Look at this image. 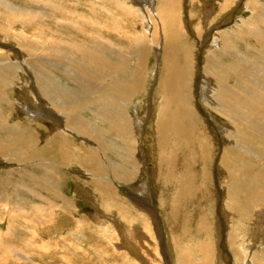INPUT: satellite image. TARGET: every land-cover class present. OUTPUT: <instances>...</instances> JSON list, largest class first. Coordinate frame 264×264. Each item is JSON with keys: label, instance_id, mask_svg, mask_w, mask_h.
Segmentation results:
<instances>
[{"label": "bare ground", "instance_id": "bare-ground-1", "mask_svg": "<svg viewBox=\"0 0 264 264\" xmlns=\"http://www.w3.org/2000/svg\"><path fill=\"white\" fill-rule=\"evenodd\" d=\"M101 1L97 0V4L94 5L98 10ZM249 1L254 6V20L258 26L240 27L241 31L239 30L235 40L227 37L220 42L222 48L209 50L205 59L204 84L213 83L214 90H206L204 94L206 106L194 108L193 48L186 41L176 51L171 50L167 54L176 37L177 30L172 25L176 23L173 19L177 20V18L169 15L164 3L157 10V17L162 23L165 49H156L160 60L166 57L164 76L156 78L157 81L150 79L138 81L136 84L132 81L127 86L126 75L140 76L136 66L142 61L143 56L137 53L144 51L145 56H151L145 49L148 45L146 33L140 35L128 31L127 36H120L119 31L122 26L116 19L113 28L106 25L101 27L102 33L96 35L95 45L78 43L74 41L72 34L63 32L61 28L78 30L82 25L88 24L89 19L74 10H67L63 3L51 0L44 3L38 1L37 9L42 11H35L36 9L20 5L15 0H0L1 39L16 44L26 55V63L36 75V85L51 105L49 109L51 114L45 115L39 112L40 104L26 107L18 102V98L15 99L14 87L21 82L17 72L20 73L21 70L19 66L11 64L15 61L7 53L2 52L4 48H1L0 57H9L11 61L0 59V161L10 164L9 168L0 169V225H4L5 228L9 225L11 228L0 231V252L3 251L6 254V260L0 264H22L20 258L31 264H54L56 261H64V263L60 262L61 264H82L69 259L66 255H61L63 253L56 258V252L51 249H48L46 254L30 251L24 239H21L23 236L32 234L36 238L40 237L44 235L48 227L52 232L56 228L58 231L61 228H68L74 216L76 219L74 233L79 235L83 227L88 225L86 221L89 220L88 213L83 211L86 206H82L84 204H81V201L91 206L93 211H99L97 216L95 214L92 216V220L98 222L109 219L115 223L118 234L127 231L136 234L148 251L153 246L156 250L154 258L161 264L158 240L153 228L151 229V221L132 210L126 200V205L121 210L133 220V223L129 224L125 215L114 209V207L118 208L122 201L116 199L112 193L114 183V186L118 184L121 188L127 187L125 191L128 195L138 194L151 200L155 198L151 188L153 187L152 177L148 178L151 170L147 166L150 155H147V151L150 147H152L150 151H153L157 167V172L154 171L153 174L166 184L164 189L171 205L170 208L168 207L166 221L169 223L167 227L172 244L178 241L182 233H180L181 223L185 220V214L180 205L191 196L195 189L200 188L195 180L201 177L195 174V178H192L184 174L182 169L174 171L173 164L167 160V157L178 156L177 148L188 155H195L194 163L201 169L198 173L200 175L214 174L213 165L215 161L218 162L220 177L225 178L223 185L227 191L228 210L232 214L237 212V215L243 218L244 224L246 222L253 224L255 217L263 222L264 2L263 0ZM122 10L128 14L125 15V20L140 18L137 10L130 6H123ZM46 11L47 13L60 12L64 16L60 19L61 17L52 15L54 19L50 21L52 24L47 21ZM146 16L154 28L152 38L157 42L156 31L159 32V28L153 24L148 13ZM67 18H70V21ZM15 26L18 27L17 31L12 30ZM119 37L121 40H118ZM90 39L92 37L87 38V40ZM120 42L124 44L118 45ZM242 45L246 46L245 52ZM133 46H136L137 53H133ZM70 50L78 54L74 56ZM163 51L166 55L164 53L160 55ZM9 52L12 57L16 54L15 50ZM133 57H136V61ZM131 61L132 65L129 67ZM163 67L161 64V68ZM30 74L28 73L29 77L33 76ZM160 74L162 72L159 70ZM146 82H150V85ZM153 82L154 84L157 82L155 91L158 90L165 96L156 101L159 107L153 113L151 120L154 137L149 140L150 138L147 139L145 136L147 127L143 126L145 119L139 118L132 110L134 102L114 94L127 88L128 95L133 98L140 94L141 98L156 100L158 97L151 96L153 92L150 91ZM203 91L205 92V89ZM90 98H95V101H91ZM151 105L150 103L147 105L149 113ZM84 112L91 113L92 116L87 118ZM19 120L23 122V125ZM136 135L140 138L139 140L135 139ZM221 142L226 143L224 148L221 147ZM141 143H143L142 148L147 159L144 154L138 158ZM195 146L199 147L200 152L187 151ZM158 147H164L167 151ZM180 147L183 148L180 149ZM156 153L160 154L161 158L157 159ZM179 154L182 155V153ZM112 155H117V158L112 159ZM80 156L83 157L80 158ZM74 161L76 165L73 167ZM60 167L62 171H58ZM104 168L110 169L111 174H124V178L103 177L102 180L99 179L101 180L100 188L96 189L94 188L96 185L92 184L94 181L92 183L89 181L93 180L92 175L104 174ZM72 169L73 173L77 171L76 173L82 175L92 174L88 183L93 187L80 186L81 181L79 182L76 179L77 175L74 174L76 176L72 181L76 183L77 187L73 185L76 193L73 197H68V194L63 191L67 187L69 176L62 173L69 174ZM176 175L178 178L174 181L173 178ZM59 176L62 177L61 180ZM137 181H140L139 185L132 187ZM173 181L178 182L179 185L175 197L171 195ZM106 183L109 185L107 186ZM11 187L12 189L8 190ZM202 188L204 186L201 185ZM132 190L135 192H131ZM12 195L15 196L14 199ZM165 206L164 202V211ZM101 208L104 211L111 210L106 216V212ZM163 218H166L165 215ZM163 218L161 221L165 226ZM24 229H26L25 233H23ZM198 230L201 234L195 235L194 230L190 234L191 237L203 236L207 244L198 242L199 257L197 259H194L190 252L183 250L178 259L180 264H264V249L258 253L255 249L256 240L249 241L254 239L253 228L249 230V240L244 234L239 235L235 240L232 237V231L229 232L226 240L231 246L228 245V250L223 248V256H221L222 252L217 251L216 248L217 237H211L215 229L211 228L210 222L203 221ZM257 233L260 235L261 231ZM167 236H164L166 242ZM208 238L210 242L207 241ZM159 241L162 243V238ZM245 247L252 252L255 249L257 253H246ZM162 249L160 252L166 255L164 259L171 260L173 257L168 251V246L167 248L163 246ZM68 250H64V254H68ZM60 256L66 259H60ZM143 256L148 263L152 264L144 253ZM9 257L11 260H7ZM198 259L200 261H197Z\"/></svg>", "mask_w": 264, "mask_h": 264}, {"label": "rangeland", "instance_id": "rangeland-1", "mask_svg": "<svg viewBox=\"0 0 264 264\" xmlns=\"http://www.w3.org/2000/svg\"><path fill=\"white\" fill-rule=\"evenodd\" d=\"M15 1L18 4H20V5L22 4L23 6H26L28 8H32V9L34 8V9H36L35 11H42V9L41 10L37 9L38 5H39L38 1L44 3L48 0H38V1L37 0H15ZM51 1L63 3L67 7V10H74L78 14L84 15L89 19V23L82 25L78 30H75L72 28L71 29L61 28L63 32L72 34L75 42L85 43L88 45L94 44V40L96 39V35L99 33H102L101 27L103 25H106L107 27L113 28L115 26L116 19H117V22L122 26V29L119 31L120 36L126 35V33L128 31L133 32L135 34H140V35H144L146 33V36L148 39V45L146 46L145 49L147 50L148 53H150L151 56H145L144 51H139L137 53L136 46H133V53H137V55L143 56V59L136 66V68L138 69V72L140 71L139 72L140 76L126 75V78H127L126 85L127 86L132 81H133V84H136L138 81H144V80L149 81L150 79H151V81H154V80H156V78L164 76L163 70L165 69L166 57L164 59L160 60L159 56L156 53V52H158V51H156V49H158V48L165 49V44H164L165 41H164L162 23H161V20L158 19V17H157V10H159L161 4L164 3L167 10H168L169 15L171 17L177 18V20L173 19V22L174 23L176 22V23H175V25H172V27H174L175 30H177L176 37H175L174 41L172 42V44L170 45V48H169L167 54L170 53L171 50L176 51L180 46H183L186 41H188L189 44L192 45V48H193V52H194L193 60L195 59V61H194L195 62L194 63L195 64V67H194V71H195L194 73L195 74H193L194 76L192 78V91H193V95H194L193 99L195 102V103H193L194 108L195 107H202L204 105L206 106V98L204 97V94L206 93V90L207 91H209L210 89L214 90V87H212L213 83L206 82L204 84V82H205V80H204L205 59H206V56H207L209 50L222 48L220 42L222 40L226 39L227 37H230V38L235 40L236 36L238 35L239 30L241 31V29H239L240 27L246 26V28H247V26L250 27L252 25L258 26V23L255 22V20H254V18H255L254 6L252 4H250L249 0H232V1H228V0H102L99 3V10L94 7V5L97 4V0H51ZM140 1H142V2H140ZM227 1H228V3H227ZM119 2H120V5H119ZM263 2H264V0H263ZM123 6H125V7L130 6L133 9L137 10L140 18L139 19L137 18V19L125 20V15H128V14H126L122 10ZM213 8H214V10H213ZM45 13H46L45 16L48 18V20H47L48 22L54 20L52 15H54V17H61L60 19H62L64 16V14H62L60 12L47 13V11H46ZM147 13L151 16L153 24L157 28H159V32H157L155 30L156 31V37L158 39L157 42H155L152 38L154 28L146 16ZM67 20L70 21V18H67ZM50 23H52V22H50ZM12 30L17 31L18 27L17 26H15V28L12 27ZM88 37H92V39L87 40ZM118 40H121V37H119ZM123 44H124V42L118 43V45H120V46H122ZM0 45H1L0 50H1V48L2 49L4 48L2 50V52L7 53L15 61L11 64L19 66L20 70H21L20 73L17 72V74L21 77V82H19L14 87V94L13 95H15V99L18 98V102L22 103L23 106H26V107L27 106L31 107L34 104H40L39 112H42L45 115H50L51 113H50L49 109L51 108V105L44 98V96L42 95V93L38 89V87L36 85V75L32 71L31 67L26 63V60H27L26 55L17 47L16 44L8 43V42H5L3 39H1V35H0ZM242 49L245 52L246 46L242 45ZM13 50H15L16 54H14V56L12 57V54L9 51H13ZM2 52L0 51L1 54H2ZM70 52L74 56H76L78 54V53L74 52L73 50H70ZM163 53L165 54V51L161 52L160 55H162ZM5 58L2 56L0 57L1 60L3 59V60L11 61V59L9 57H5ZM15 58H17V59H15ZM133 60L136 61V57H133ZM161 64L164 66L163 68H161ZM131 65H132V61L129 63L128 66L130 67ZM154 68H156V69H154ZM159 70L162 72V74H160V75H159ZM28 73L29 74L31 73L30 75H33V76L29 77ZM156 74H157V76H155ZM146 83H148V82H146ZM156 83L154 84V82H153L152 87L150 89V91L152 90L151 93L153 92L151 94V96H153L154 98L158 97L156 100L141 98L140 94L136 95L133 98L132 96L128 95L127 88L124 91H120V92H117L116 94H114V95H117L121 98H125V99H128V100L134 102L132 105V107H133L132 110H134V114L138 115L139 118L145 119L143 122V126L145 128L147 127L145 131H147V130L148 131L146 132L145 136L147 137V139L150 138L149 140H152L154 137V131L152 129L153 124H151L152 123L151 120H152L153 113H155V110L159 107L158 103L156 101L160 98L162 99V97L165 96L164 94L160 93L158 90L155 91L156 85H157ZM148 84L150 85V82ZM28 86H30V87H28ZM203 88L205 89V92L203 91L204 90ZM108 96H111V94H108ZM90 100L95 101V98H90ZM154 102H156L157 104ZM149 103H150V105L152 104L150 113L147 111V108H148L147 105ZM20 113L23 114V112H20ZM84 113L87 115V118H90L92 116L91 113H88V112H84ZM54 114H55V109H54ZM216 119L220 121L219 118H216ZM19 122H20V124L23 125V122L21 120H19ZM135 139L139 140L140 138L136 135ZM88 140H90V138ZM142 140H143V138H142ZM88 144L90 145L89 142H88ZM142 144L143 143L139 144L138 158H140V156H142V154H144V156L146 157L144 150L142 148ZM220 145L222 148H224L226 143L221 142ZM197 147L198 146H195L194 148H190V150L188 149L187 151H189V153H194L197 151L200 152L199 147H198V149H197ZM221 147H220V152L222 149ZM158 148H160L161 150H164V147H158ZM182 148L180 147V149H182ZM150 149H152V147H150ZM150 149L147 151V155L150 154L148 156L149 158L146 157V159L148 158L147 159V161H148L147 166L152 171V172L150 171V174H148V178L152 177L151 182L153 183V187H151V188H153L152 190L154 191V194H155V198H152L153 199L152 200V202H153L152 207L155 208V212H153V214L151 213L152 207L150 209V203L146 204V202H144L145 206H146L144 208L148 210V213L150 212L151 215H154V217H153L154 220L151 221V223H152L151 229L153 228L152 230L156 233V236H157L158 250H159V256H160L161 264H165V263L166 264H168V263L169 264H171V263L176 264L177 262H178L177 264H180L178 259L181 255V253L183 252V250L185 252H190L194 259H197L199 257V249H197L198 242L200 241V243H204V244H207V243H206L205 238L203 236H200V238H198V237L194 238V236L191 237L190 234L194 230L196 231L195 235L201 234L199 232L198 228L199 229L201 228V224L203 221H205L206 223L210 222L211 228L215 229V232L213 233V235L211 237H214V238L217 237L216 238V248H217V251L219 250L222 252L221 256L224 255L223 248L228 250V245L231 246V244L229 242L227 243V240H226V236H229V232L232 231V237H234L235 240L238 238L239 235L243 236V234L245 236H248V240H249L250 239L249 230H251L252 228L255 230V235L258 237H256L254 235L253 236L254 239L252 238L253 240L250 239L249 241H255L256 240V246H255L256 251L258 253L263 251V249H264V243H263V240H264V220H263V222H261L260 220H257L255 217V219H254L255 221L253 224H251L250 222H246L244 224L243 218L241 216L237 215V212H236V214H232L228 210V208L226 206L227 191L223 185V183L225 182V178L222 179L220 177L219 167H218L219 165L217 166L218 162L216 163V161H215V163L213 165L214 174H204V175L201 174L200 175L198 173L201 172V169L197 168L196 167L197 164L194 163L195 155H193V154L188 155L183 150H178V148H177L178 156H176V155H172L170 157L166 156L167 160L172 162L174 171H176L177 169H182L184 174H188L192 178L193 177L195 178V174L198 176H201L202 178L197 177L195 180V182L197 183V186L200 188L195 189L191 193V196H189V198L185 199L186 200L185 202L182 201L183 204L180 205V207L182 208L181 210L185 214V220H183L181 223L180 233L181 232L182 233L180 234V237H178V241H177L178 243L176 242V243L172 244L170 241V237H169L170 235H169L168 227H167V224H169V223L166 221L167 216H168L167 214L169 213L168 209L171 207V205L169 203V199H167L169 197H166V196H168L166 189H164L166 184H163L159 180L157 175L153 174L154 171L157 172V167L155 165V161L153 158V154H152L153 151L151 152ZM164 151H167V150H164ZM220 152L218 153L217 159L219 158ZM179 153H182V155ZM185 154L188 156H186ZM179 155H180V157H179ZM81 157H83V156H80V158ZM100 158L102 159L101 156H100ZM111 158L112 159L117 158V155H114V156L112 155ZM156 158L157 159L161 158L160 154H157ZM149 159H150V161H149ZM75 165L76 164L74 161L73 167ZM149 165H151V166L149 167ZM9 167H10V164H7L5 162L0 161V169L9 168ZM61 167H62V165H61ZM61 167L58 171H62ZM74 170H75V168H74ZM109 170L110 169L104 168V170H103L104 174H101V175L99 174L97 176H93L92 174H83L82 175V174L76 173L77 171H75L73 173V169L71 170V172L69 174L62 173V174H66L69 176V182H68L67 187L64 189L63 192L67 193L68 197L74 196V194L76 192L73 189V185L75 187H77V186H76V183H74L72 181V179L76 175H77L76 179H78L79 182L81 181L80 186H85L88 188L93 187L90 183H92V181H94L92 184L96 185V186L94 185L95 186L94 188H96V189L100 188L99 183H101L100 181L102 180L103 177L108 178V179L109 178H111V179L117 178V177H120L121 179L124 178V174H111ZM216 171L218 174L216 173ZM74 174H76V175H74ZM90 175H92V177H93V180H91V181H89ZM154 175L156 176L157 179L155 178ZM212 175L214 178L212 177ZM207 176H208V178H207ZM217 176H218V178H217ZM176 178H178V175H176L173 178V180L175 181ZM61 179H62V177L59 176V180H61ZM99 179H101V180H99ZM206 179H208V180H206ZM216 179H218V180H216ZM88 181L90 183H88ZM159 181L162 184H160ZM139 182L140 181L134 182L132 187L138 186ZM102 184H104V183H102ZM106 185L108 186L109 184L106 183ZM201 185L204 186V188L201 189ZM112 186H113L112 187V193H113L114 197L116 199L122 201V203L120 204L121 207L120 206H118V208L114 207V209L119 211V212H122V210L124 209V205H126V200H127V203L130 206V208H132V210H134L133 209L134 205L132 203H130L129 197L127 196L128 194L125 191L128 188L127 187H125L126 189L121 188L120 185H118V184H117V186H114V183ZM178 186H179L178 182H174L173 191L171 194L174 197L177 194L175 192L178 191ZM10 189H12V187L8 188V190H10ZM123 192L125 194H123ZM131 192H135V190H132ZM207 192L209 193L208 195H207ZM157 193H158V195H157ZM198 193H199V195H198ZM125 195H126V197H125ZM12 198L14 199L15 196L12 195ZM103 200H105V199H103ZM152 202H151V204H152ZM164 202L166 205L165 211L163 208ZM80 203L84 204L82 206H86V208H84L83 211L88 213L87 217H89V220L86 221L88 223V225L83 227L84 229H83V231H81V233L79 235L74 233V230L76 229V219H74L75 218V216H74V218L73 217L71 218L70 221L72 223L68 228L62 229L60 227L61 229L59 231H58V228H56L57 230L55 229L52 232L51 229H49L50 227H48L46 229L44 235H42L43 237L40 236L42 239L40 237L36 238V236L34 234L23 236V238H21V239H24V242H26V244L29 246V247L27 246V248H29L30 251L34 250L35 252L37 251L40 254H46L48 252V249H51V251L54 250L56 252V254H57V255H55L56 258H58L59 255L61 253H63L61 255H63V256L66 255V257H68L69 259H73V261L81 262L82 264H150L147 262V260H145V256H143V253L147 256L148 260L152 264H160V261L159 260L157 261L154 258V255L156 254V250L153 246L150 247L151 249L148 251V249L144 246V243L142 242L140 237L137 236L136 234H134V233L132 234L128 231L127 232H121L122 234L121 233L118 234L117 230H115L116 229L115 223L110 221L108 218H107L108 220L98 221V222L95 220H92L91 219L92 216L94 214L97 216L99 214V211H93L94 209L91 206H89L88 204H85L86 202L81 201ZM224 204H225V207H224ZM99 205L101 206L102 204H99ZM204 206H205V208H204ZM216 207H217V209H216ZM101 209L103 210V208H101ZM110 210L109 211L103 210L104 212H106V214H105L106 216H107V214H109L108 212H110ZM166 210H168V211H166ZM183 212H182V214H183ZM122 213L125 215V218H127L126 220L129 221V224L133 223V220L130 219V217L128 218L126 213H124V212H122ZM222 213L224 215H222ZM140 214L144 216V213H140ZM158 214H163V215H165L166 218H163V215L161 216ZM162 218L165 220L164 221L165 226H164V224H162L163 223V221H161ZM92 222H94V224ZM98 223H100L99 226H98ZM260 223H261V227H260ZM159 224L162 226H160ZM15 225H16V223H15ZM8 226L9 225H6V228H5L4 225H0V231L9 230L11 228V226H9V227ZM59 226H60V224H59ZM111 227H113L114 229ZM161 227H163V228L161 229ZM259 227L261 228V230ZM258 231H261L260 235H259V233H257ZM25 232H26V229H24L23 233H25ZM164 232H165V234H164ZM159 233H160V236H159ZM121 235H122V237H121ZM125 236H126V238H125ZM164 236H167V242H166V239L164 238ZM27 237H29V238H27ZM44 237H45V239H44ZM161 238L163 241L162 243H160V241H159ZM209 238L207 239L208 242L211 241ZM154 239H155V243L157 245V240H156L155 236H154ZM249 241H247V242H249ZM125 243L126 244L128 243V244L126 245ZM160 244H161L162 248H163V246H165L166 248L168 246V251L170 252L171 256L173 257L171 259L172 261L168 258L164 259V257H166V255L161 253L163 249L161 248V246H159ZM220 245L223 247H221ZM73 246H75V247H73ZM129 246H130V248H128ZM256 247L257 248L262 247V248L257 249ZM13 248H14V246H13ZM43 248H45L46 251ZM66 249H69L68 254L67 253L64 254V250H66ZM255 249L252 252L248 248L245 247V252L246 253H248V252L257 253V252H255ZM190 250H192V251H190ZM136 251H138V252H136ZM140 251H142V252H140ZM220 253H218V254H220ZM76 254H79V255H76ZM81 254L83 256H81ZM74 255H76V256H74ZM66 257L60 256V259L61 258L66 259ZM68 258H67V260H68ZM141 258H142V262H141ZM3 260H6V254L2 251V252H0V263ZM7 260H11V258L9 257V258H7ZM81 260H83V261H81ZM20 261L22 262V264H31V262L30 263L26 262L25 260H23V258H20ZM154 261H157V262H154ZM197 261H200V259H198ZM10 262H12V261H10ZM35 262L38 263V260L35 259ZM60 262L64 263V261H58V262L56 261V262H54V264H61Z\"/></svg>", "mask_w": 264, "mask_h": 264}, {"label": "crops", "instance_id": "crops-1", "mask_svg": "<svg viewBox=\"0 0 264 264\" xmlns=\"http://www.w3.org/2000/svg\"><path fill=\"white\" fill-rule=\"evenodd\" d=\"M129 196V201H130V203H132L134 206H133V209L137 212V213H144V216L146 217V218H148L150 221H152V220H154V215H151V213L153 214V212H155V208L154 207H152V205H153V202H152V200H151V198H148V197H146V196H142V195H136V194H131V195H128ZM134 199V200H133ZM141 199V200H140ZM135 201V202H134ZM144 202H146V204H148V203H150V209H151V207H152V211H151V213L149 212L148 213V210L147 209H145L144 207H146L145 206V203ZM151 202H152V204H151ZM138 203V204H137ZM148 214V215H147ZM150 216V217H149Z\"/></svg>", "mask_w": 264, "mask_h": 264}]
</instances>
